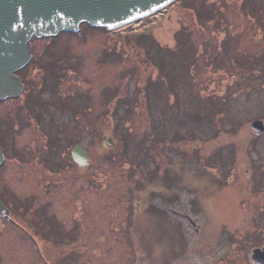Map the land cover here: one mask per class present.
I'll return each mask as SVG.
<instances>
[{
	"label": "rangeland",
	"instance_id": "obj_1",
	"mask_svg": "<svg viewBox=\"0 0 264 264\" xmlns=\"http://www.w3.org/2000/svg\"><path fill=\"white\" fill-rule=\"evenodd\" d=\"M249 1L178 0L108 32L82 23L73 35L32 40L35 59L19 75L29 92H37L30 112L42 120H32L35 128L12 129L4 145L5 204L12 220L0 217V264H39L52 244L65 239L59 214L68 225L82 219L86 238L95 213L121 219L129 199L142 194L161 200L165 193L168 201L177 193L181 204L197 196L198 219L215 240L229 231L236 237L247 226L264 234V131L250 126L254 119L264 124V54L257 55L264 51V32L251 19L264 17V0L250 2L260 9ZM222 25H229L223 45ZM22 100L1 102L0 114L12 113ZM25 104L14 107L19 116L28 117ZM47 137L57 141L53 159L69 160L75 140L93 150L92 164L75 167L53 194L40 196V205L49 199V210L57 211L53 220L43 207L30 206L33 190L49 176L41 164ZM82 181L84 189L72 194L69 184ZM78 197L85 199L84 214L73 212ZM198 240L190 227L176 236L184 246Z\"/></svg>",
	"mask_w": 264,
	"mask_h": 264
},
{
	"label": "flooded vegetation",
	"instance_id": "obj_2",
	"mask_svg": "<svg viewBox=\"0 0 264 264\" xmlns=\"http://www.w3.org/2000/svg\"><path fill=\"white\" fill-rule=\"evenodd\" d=\"M10 139L11 137L6 138V141L10 142ZM109 142L111 143L108 144L109 146L115 143L110 137ZM76 143L79 142L75 140L71 145L69 149L70 159L67 161L53 159L57 148L56 139L46 144L49 152L42 153V157L46 160L41 164L48 171L49 176L46 181H42L40 188L36 186L33 190L30 197V206L43 207L47 216L52 220L58 215L57 211L53 206L49 210V199L46 205H40L45 199L40 198V196L44 192L47 196L53 194L51 193L52 190L56 189L55 186L63 183L64 177L71 175L73 172L75 173V167L77 169L85 168L87 165L92 164L93 150L88 149L87 146H82L80 143L87 151L88 161L86 164H79L73 158L71 149ZM116 157H118L117 154L113 156L114 159ZM5 164L4 161L0 167V183ZM64 166L66 169L62 168ZM69 168L74 170L72 171ZM102 170L106 171L105 169ZM54 172L56 173L52 175ZM82 174L86 175V171L84 170ZM102 179L101 186L105 187V183L108 182L105 177ZM83 183L84 181L78 183L77 186L69 184L70 187L74 188L72 194L83 190ZM170 185L171 190L174 191L176 183ZM146 196V194H142V197H137L134 202L131 201V197L127 205L128 208L124 204L126 200H123L121 205L124 204L125 207L121 219H117L113 214L95 213L93 220L87 224L90 233L87 237L90 240H85L87 237L84 238L87 227L83 224L82 219L77 225L74 223L68 225L64 222L65 217L63 218V215L59 214L64 225L62 235L65 239L52 244L47 257L41 258L39 264H264V234L254 231L258 226H247L243 230L242 227V234L236 237H234V231L231 235L229 231L223 238L224 240H215L214 235L204 225V222L198 219L197 196H190L184 204L179 202L177 193L171 196L168 201L165 199L167 197L165 193L164 197L161 193L163 198L161 200H154L151 196L146 198ZM58 198L60 202H63V196H58ZM24 200H22V204L25 202ZM79 200L80 202L74 203L73 212L76 210L84 214L85 199L79 198ZM101 204L106 207L104 206L105 202ZM31 210L35 211L34 209ZM2 217L6 218L5 216ZM81 227L82 230H80ZM188 227L191 228L195 237H199V240L184 246L181 242L176 241V236ZM70 234H74L73 237L75 238L82 235L84 239L70 240ZM202 235L205 238H202ZM237 237H240L241 241L235 242ZM136 248L140 249L141 253L136 251ZM150 249L158 251L155 253ZM258 249L259 251H257ZM108 252L113 255L102 256L103 253L108 254ZM239 256L241 261L238 259Z\"/></svg>",
	"mask_w": 264,
	"mask_h": 264
},
{
	"label": "water",
	"instance_id": "obj_3",
	"mask_svg": "<svg viewBox=\"0 0 264 264\" xmlns=\"http://www.w3.org/2000/svg\"><path fill=\"white\" fill-rule=\"evenodd\" d=\"M176 1L0 0V101L16 98L23 91L24 84L16 72L30 62L33 39L53 37L62 31L78 32L82 23L114 30L158 13ZM250 126L258 134L264 131L261 119L252 120ZM106 142L111 144L109 138ZM71 154L79 164L88 161L86 149L78 143ZM4 158L0 145V166ZM1 180L0 197L5 203L4 168ZM1 199L0 216L11 219Z\"/></svg>",
	"mask_w": 264,
	"mask_h": 264
},
{
	"label": "trees",
	"instance_id": "obj_4",
	"mask_svg": "<svg viewBox=\"0 0 264 264\" xmlns=\"http://www.w3.org/2000/svg\"><path fill=\"white\" fill-rule=\"evenodd\" d=\"M253 1L254 0H250L249 1V4L251 5V8H253V9H260L258 6H255L254 4H251V3H253ZM251 2V3H250ZM213 14V12H210V13H208V16L207 17H211V16H213L212 15ZM215 14V13H214ZM215 16H216V18H219V17H221L219 14H215ZM251 19H254V21H256V22H260L261 24H260V27H259V31H260V33H261V35L263 34V32H264V17H260V16H258V15H255V14H252L251 15ZM208 20H212L211 18H208ZM215 20H219V19H214L213 21H215ZM85 25H87L88 27H90V28H95V29H102V30H105V31H107L108 32V29H106L105 27H92V26H90V25H88V24H85ZM225 27H229V25H222L221 27H218V29H221L223 32H224V35L222 36V39L220 40V44H222L223 45V43H224V41L226 40V37H227V32H226V28ZM79 31H81V29L79 30ZM181 32H184V31H181ZM237 33H241V32H238V31H236ZM61 33H66V34H70V35H73V34H75V32H69V31H64V32H61ZM178 33H180V32H178ZM60 34V33H59ZM58 34V35H59ZM235 36V34H232L231 35V37H234ZM237 36V35H236ZM235 36V37H236ZM55 37V36H54ZM54 37H49L50 39H49V42L54 38ZM258 39V38H257ZM256 39V40H257ZM222 45H221V49H222ZM258 52V56L260 55V53L261 54H264V51H257ZM256 52V53H257ZM35 59V54L33 53V55H32V60L30 61V63L33 61ZM26 67V66H25ZM24 67V68H25ZM23 68V69H24ZM23 69H21V70H23ZM21 70H19L17 73L18 74H20V72H21ZM45 71V70H44ZM50 73H52V72H50ZM44 74V73H43ZM53 75L51 74V76H45L44 77V80H42L41 81V84L39 85V87H38V90H40L42 87H44L46 84H47V81H46V78L48 77L49 79L52 77ZM21 77V76H20ZM21 79H22V77H21ZM22 81L24 82V84H25V87H24V90H23V92H22V94L18 97L19 99H21V97H23V100H22V102H21V104H24V103H26L25 104V109H26V111L28 112H30L31 110H32V108H33V106L34 105H36L37 104V102H38V98L36 97V94H37V92H29L30 91V87H28V84L22 79ZM33 94L35 95V97L33 96ZM38 95V94H37ZM17 99V98H16ZM16 99H14L13 98V100H16ZM8 100V99H7ZM3 102V101H2ZM28 103V104H27ZM21 104H19V105H21ZM30 104H32V105H30ZM18 104L16 103L14 106H13V112L12 113H10V114H8L7 116H6V112L4 113V114H0V144L2 145V146H4L5 144H7V141H6V138H9V137H11L12 135H10L9 134V132L12 130V129H18V128H22V127H24L25 125H29V127H33V128H35L34 127V125L32 124L33 122H32V120L33 121H35L37 124H39L40 123V125H41V120H42V116L40 115V114H32L31 112L29 113V115H28V117H25L26 115H25V113H21L20 114V116H19V114L17 113V110L14 108L15 106H17ZM19 105L17 106V108L19 107ZM12 108V106L9 108V109H11ZM19 109V108H18ZM19 117V119H17ZM13 119L15 120L14 122H12L13 121ZM60 128V127H59ZM53 140H55V137H47L46 138V144H48V143H51Z\"/></svg>",
	"mask_w": 264,
	"mask_h": 264
}]
</instances>
